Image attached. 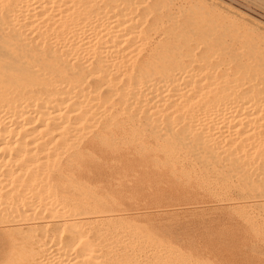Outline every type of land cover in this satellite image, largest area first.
Here are the masks:
<instances>
[{
	"label": "bare ground",
	"instance_id": "bare-ground-1",
	"mask_svg": "<svg viewBox=\"0 0 264 264\" xmlns=\"http://www.w3.org/2000/svg\"><path fill=\"white\" fill-rule=\"evenodd\" d=\"M144 1L0 0V264H160L145 223L87 197L119 146L264 208V44L155 40L167 7Z\"/></svg>",
	"mask_w": 264,
	"mask_h": 264
},
{
	"label": "rangeland",
	"instance_id": "rangeland-1",
	"mask_svg": "<svg viewBox=\"0 0 264 264\" xmlns=\"http://www.w3.org/2000/svg\"><path fill=\"white\" fill-rule=\"evenodd\" d=\"M148 1L149 0H146L144 2H146V6L149 8H152L153 4L156 2H161L162 5L167 7L163 15L159 13L154 14L155 17L152 15L149 19L151 23L157 21L160 25L157 26V34L153 35L155 40L158 39L159 41L165 38V40L172 42H182L191 38L190 40H193L194 43H201L204 40L211 42L214 40V44H212L213 41L211 44L215 45L221 38L228 39V36H230L233 31L239 30L242 34H248V37L253 43H258L257 45L264 44V42L261 43L264 41V0ZM168 1H172L173 3L175 1L176 4H174V6H177L174 7L173 4H170L172 2ZM194 1L196 4H193ZM184 2H189L190 5ZM206 4H210V7L208 5L205 6ZM178 6H182L181 9ZM203 6H205L204 9ZM218 10H221L219 11L220 13H225L227 17H225V14L223 16V14L217 13ZM200 15L202 17L198 19L197 16L199 17ZM180 18L182 19L180 20ZM236 18L239 22L236 21L234 23ZM209 19L216 22H213V24ZM192 20L195 24L190 23ZM231 20L232 22H230ZM199 21L200 23H198ZM210 23L213 25L211 26ZM248 23L250 26H248ZM192 24L193 26H191ZM208 24L212 27L210 30L213 32L207 27ZM181 25L183 26L180 28ZM201 25L202 27H200ZM199 28L201 30H199ZM252 28H254L255 32H253L254 30L250 31ZM207 29L211 33L208 34V31H206ZM227 31L231 33L228 32L229 34H227ZM218 32L220 33L217 34ZM221 32H223V34ZM203 33L207 35L203 37ZM212 33H215L213 37L217 34L216 37L219 38V40H215L216 37L213 38L211 37L212 35L209 36ZM178 35L180 36L179 38L176 37ZM223 35L224 37H222ZM201 36L205 39H202ZM252 37L256 38V40L252 39ZM235 47H237V44L231 46L229 50H234ZM222 55L223 54L220 53L218 57L224 59L225 55ZM228 55L230 56V54ZM245 59L244 57L243 60ZM147 153V149L141 150L139 146L134 144L119 146L112 150L109 159L102 165V171L99 172V175H96L97 177L95 176L92 179L87 188V197L102 203L106 206L107 210L113 211L117 215L122 214L121 216L131 221H141L146 224L149 244L153 245L156 243V246L158 245L160 247V251L165 250L162 253L159 251V253H156L157 255H153V257H151L152 259L149 258L150 263L155 259L156 261L153 263H160V260H162L160 264H194V262L195 264H264V208H260V210L258 208L257 210L256 204L251 197H239V193H237L238 190L234 184L230 182H226L228 184L220 180L219 182L213 177L215 182L211 178L212 176L204 175L200 173L201 171L193 167L186 166L185 164H181L183 167L179 164L171 166L166 164L163 159L158 160L156 157L153 158L154 155L152 152L148 155ZM190 169H194V171L192 172ZM180 173L183 176L180 175ZM197 174L201 175L198 176ZM227 186L228 188L225 189ZM231 187L233 189H231ZM207 188L212 189V191ZM221 189L225 190L222 191ZM232 191L234 193H232ZM217 192H219V194H217ZM221 192L224 194H221ZM225 198H229L230 200H225ZM250 199L253 201L248 202ZM234 200H238L240 203ZM231 201L234 202L230 203ZM193 206L197 207L195 208ZM254 210L258 212L256 211L254 213ZM127 212L129 213L126 214ZM131 212H136V214ZM174 226L175 228H173ZM170 251H172L171 254H174L171 255L169 253ZM167 254H169L170 257ZM167 257L169 259H167ZM173 258L176 261H174ZM180 259H182V261ZM186 259L189 261L185 262Z\"/></svg>",
	"mask_w": 264,
	"mask_h": 264
}]
</instances>
